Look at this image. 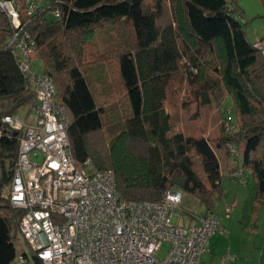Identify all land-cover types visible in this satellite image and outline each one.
<instances>
[{"label": "trees", "instance_id": "obj_1", "mask_svg": "<svg viewBox=\"0 0 264 264\" xmlns=\"http://www.w3.org/2000/svg\"><path fill=\"white\" fill-rule=\"evenodd\" d=\"M166 1L171 21L161 24ZM59 2L60 18L50 22L46 14L38 16L27 29L35 41L34 55L43 62L41 74L52 80L56 100L69 112L68 138L78 164L90 159L95 170L113 171L116 189L127 201H159L167 189L177 186L196 196L205 211L214 212L221 192V158L228 159L236 165L225 175L242 170L247 181L251 175L255 199L264 203V54L247 39L236 0ZM117 26L125 27L132 47L117 48L125 93L112 101L105 72H97L104 83L100 98L80 59L84 41L98 31L110 36L109 29ZM11 31L0 13L1 117L36 102L35 85L6 47ZM181 72L190 82L200 83L197 93L203 103L223 98L225 91L234 100L239 121L224 116L221 134L212 139L216 149L205 135L171 132L164 104L170 80ZM20 135L4 124L0 130V264H13L16 258L22 211L2 195V185L11 180Z\"/></svg>", "mask_w": 264, "mask_h": 264}, {"label": "built area", "instance_id": "obj_2", "mask_svg": "<svg viewBox=\"0 0 264 264\" xmlns=\"http://www.w3.org/2000/svg\"><path fill=\"white\" fill-rule=\"evenodd\" d=\"M59 0H0V13L8 20L11 49L19 68L36 88L31 107L33 121L5 115L2 123L21 135L9 185L8 201L22 211L18 233L28 249L15 240L13 264H199L209 251L210 238L227 236L220 218L211 211L196 216L191 226L173 223L183 202L182 190L172 186L159 201L131 202L116 189L111 170L87 172L88 159L78 164L68 138L70 115L55 98L52 80L31 73L30 59L35 41L27 26L50 12L61 17ZM254 47L264 54V44ZM226 128L231 126L228 120ZM37 150L38 161L30 158ZM247 181L242 170L231 175ZM235 203L224 208L229 217ZM168 245L159 257L163 244ZM235 258L225 255L219 264Z\"/></svg>", "mask_w": 264, "mask_h": 264}, {"label": "rangeland", "instance_id": "obj_3", "mask_svg": "<svg viewBox=\"0 0 264 264\" xmlns=\"http://www.w3.org/2000/svg\"><path fill=\"white\" fill-rule=\"evenodd\" d=\"M236 2L242 11L241 22L247 38L252 43L255 40H260L264 44V0H236ZM164 5L165 8L158 20L161 24L171 21L169 2L166 1ZM46 19L50 22L56 20L50 12H47ZM124 29L125 27L123 26H117V29L115 28L114 30L111 28L109 29L112 30L110 36L105 31H98L89 41H84L81 50L80 63L86 71L88 79H90L94 92L99 95L104 91V83L97 79V72L103 73L104 71L107 77L106 82L110 86L112 101L117 98L119 100L120 97L124 98L123 95L125 93L119 75L117 48L122 45H127V48L132 47V39L128 38L127 40ZM75 39L78 40L80 37L74 38L72 41L75 42ZM182 62L185 63L184 60ZM30 67L32 74L40 75L44 70L41 57L32 55ZM199 84L198 82H190L186 72H181L170 80L164 105L170 115L171 132H183L186 135L193 136L205 135L211 140L216 149L212 139L221 134V120H223L224 116H230L232 121H239V115L232 96L226 91L222 93L223 98L221 97L219 100H216L213 96L217 90L213 94L212 91L209 92L214 98H210V101L206 104L203 103L201 95L197 93ZM219 86V89L224 87L222 84ZM99 97L102 98L101 95ZM25 110L27 109H22L19 115L23 116ZM104 133L107 137L109 131L106 129ZM109 140V137H107V142ZM241 144L243 145V143ZM239 149L241 151L242 146ZM40 157L41 154L37 150L30 153V158L34 161H38ZM194 159L196 170L203 178L199 159L197 157H194ZM229 161L233 162L232 160ZM4 164L5 168H8L9 162L7 160L4 161ZM234 165H236V161ZM229 168L228 164L226 166L224 159L221 158V174L223 176H221V192L216 200L218 216L220 215L224 218L225 206L232 204V202H228L230 201L229 199L234 198L239 205L233 209L230 218H225L226 222H228L226 225L228 234L227 236L221 235L226 237H223V241L226 240L224 242L225 250L223 255L219 257L218 252H215V254L207 256L204 253L200 264H219L222 258L227 255L226 251H229L231 255L238 256V264H258L261 249L264 248V203L257 202L254 197V181L251 175L247 183H238L235 179H226L225 176L228 175ZM84 169L87 172L95 170L92 163L85 166ZM1 176L2 172L0 169V178ZM9 185V182H4L2 185V195L4 197H8ZM238 193H240L239 197H236ZM182 195L181 208L173 215L172 221L182 226H191L192 222H198V220H194L196 216L201 217L204 215L205 207L196 196L183 190ZM226 202L228 204H225ZM218 235L220 234L215 233L214 237L212 236L213 239ZM16 239H18L22 248L28 249L19 233ZM167 249L168 245L166 243L163 244L158 254L159 257L164 256Z\"/></svg>", "mask_w": 264, "mask_h": 264}, {"label": "crops", "instance_id": "obj_4", "mask_svg": "<svg viewBox=\"0 0 264 264\" xmlns=\"http://www.w3.org/2000/svg\"><path fill=\"white\" fill-rule=\"evenodd\" d=\"M243 17V16H242ZM245 35H246V33H245ZM246 37H247V35H246ZM248 39V38H247ZM249 40V39H248ZM256 41V40H255ZM254 41V42H255ZM260 41V40H259ZM249 42H251L250 40H249ZM253 42V43H254ZM252 43V42H251ZM33 105V104H32ZM32 105L31 106H29V107H26L25 109H27V110H25L24 111V113H23V116H20L19 115V113L18 114H16V115H19L21 118H23V120H25L26 122H28V123H31L34 119H33V115L31 114V107H32ZM231 107V106H230ZM231 109L233 110V108L231 107ZM233 163V162H232ZM228 159H226L225 160V164H226V166H227V164H228V166L230 167L229 168V172H230V170L232 169V168H234L235 166H234V163L232 164ZM228 172V173H229ZM227 174V173H226ZM250 176V175H249ZM226 177V179H234V178H232L231 176H225ZM236 180V179H235ZM248 180H249V177H248ZM237 181V180H236ZM238 182V181H237ZM239 183V182H238ZM221 186H222V181H221ZM239 194L240 193H238V195H236V197H239ZM255 197V196H254ZM230 201H228V202H235V208L237 207V205H239V203H237L236 202V200L233 198V199H229ZM225 204H228L227 202L225 203ZM229 205V204H228ZM227 206V205H226ZM225 206V207H226ZM261 209V208H260ZM214 215H216V216H218V213H217V210H216V205H215V209H214V212H212ZM204 214H205V211H204ZM219 218H220V222H221V225H222V227L223 228H227L226 227V225H227V223L228 222H226V220H225V216H224V218H222L220 215L218 216ZM230 218V217H229ZM227 219V218H226ZM224 221H225V223H224ZM192 223H194V222H192ZM219 236V237H218ZM217 237H215V239H213V237L211 238V241H210V245H209V251L208 252H206V255L207 256H210V255H213V254H215V252H218V254H219V257H221L222 255H223V253H224V250H225V241H223V237L224 236H221V235H218ZM222 237V238H221ZM224 238H226V237H224ZM228 250V249H227ZM227 252V254H229V251H226ZM261 256H260V260H259V262H258V264H264V248H262L261 249ZM204 255V254H203ZM229 255H231V254H229ZM231 256H233L235 259L233 260V261H231L230 262V264H238V262H239V260H238V256L237 255H234V254H232ZM218 260H220V259H218ZM201 261H202V258H201ZM201 263V262H200Z\"/></svg>", "mask_w": 264, "mask_h": 264}, {"label": "water", "instance_id": "obj_5", "mask_svg": "<svg viewBox=\"0 0 264 264\" xmlns=\"http://www.w3.org/2000/svg\"><path fill=\"white\" fill-rule=\"evenodd\" d=\"M2 126H3V123H2V121H1V114H0V130L2 129ZM17 132H15V134H16Z\"/></svg>", "mask_w": 264, "mask_h": 264}, {"label": "clouds", "instance_id": "obj_6", "mask_svg": "<svg viewBox=\"0 0 264 264\" xmlns=\"http://www.w3.org/2000/svg\"><path fill=\"white\" fill-rule=\"evenodd\" d=\"M10 183V182H9Z\"/></svg>", "mask_w": 264, "mask_h": 264}]
</instances>
